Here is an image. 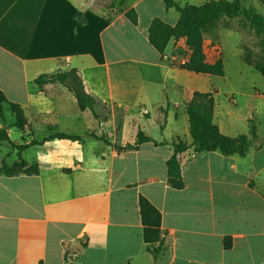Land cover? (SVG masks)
<instances>
[{
	"label": "crops",
	"instance_id": "crops-1",
	"mask_svg": "<svg viewBox=\"0 0 264 264\" xmlns=\"http://www.w3.org/2000/svg\"><path fill=\"white\" fill-rule=\"evenodd\" d=\"M121 1L0 0V90L8 101L20 104L25 116L29 109L43 113L51 101L42 89L57 84L39 89L33 80L41 74L74 70L86 93L98 102L119 104L137 122L136 130L103 136L110 145L97 133L98 139L88 137L87 130L78 135L80 142L33 145L21 157L29 165L36 164L37 173L0 174V264H81L83 259L86 264H175L178 244L203 245L205 210L233 226L220 235L222 251L233 252L240 239L247 244L252 239L257 245L264 242V165L258 170L247 167L250 150L240 158L188 149L178 156L182 190L166 185L169 145L143 143L137 151L116 152L115 146L132 144L139 131L166 144L181 134L188 137L185 106L194 92L184 87L188 72L179 67L188 58L183 40L171 41L161 59L147 39L152 19L174 25L178 13L166 11L160 0ZM129 9L138 15L136 26L124 16ZM213 98V122L226 135L217 123L218 117H224L223 107ZM8 134L13 142L10 130ZM31 141L37 140L17 145ZM263 146L252 149L260 154ZM145 150L163 151L156 172L153 164L123 160ZM14 157L11 163L0 158V167L11 166L17 161L16 153ZM253 180L256 187L250 185ZM156 182L164 191H174L176 200L167 204L165 193L152 190ZM237 182L246 195L239 200L235 199ZM140 194L161 212V229L167 232L157 261L144 249ZM236 210L261 211L249 219L251 234L239 230V218L229 219L228 213ZM225 236L231 237L229 250L222 247Z\"/></svg>",
	"mask_w": 264,
	"mask_h": 264
},
{
	"label": "rangeland",
	"instance_id": "rangeland-1",
	"mask_svg": "<svg viewBox=\"0 0 264 264\" xmlns=\"http://www.w3.org/2000/svg\"><path fill=\"white\" fill-rule=\"evenodd\" d=\"M203 1L206 0H181L179 4H176L184 7L200 4ZM227 1H237L242 7L264 17V0ZM140 10L141 13L144 12L142 7ZM204 42L209 60L218 56L222 57L224 76L188 73V77L183 80L184 87L187 91L193 89L194 92H210L215 95L223 107L222 112L224 113V117H218L217 123L225 130L226 135L230 137L249 135V127L254 126L257 134L256 143L264 145V99L260 95L264 92V74L259 71V69L264 70V28L250 29L249 21L242 16L233 19L223 18L210 33L205 35ZM178 47L180 46L178 45ZM72 79L71 77L70 81ZM42 91L51 101L50 108L39 114H35L33 109H29L26 115L29 127L22 133L10 127L8 130L11 131L10 136L14 143L24 144L31 139L40 141L49 133V131L44 133L41 130H59L80 136H83V130H87L88 137L92 133H97L99 137L106 136V138H108L109 132L118 136L120 130H136L137 122L134 117H131L125 108L115 102H98L93 115L89 110L80 111L73 94L59 84L42 89ZM179 104L183 106V102L179 101ZM140 114L144 117L147 116V112H140ZM3 116L6 125L12 126L14 117L6 106L3 108ZM6 125L2 124L0 118V127ZM32 130L36 131L33 133ZM153 131L151 130L152 134ZM179 141L188 144L191 142L189 136L181 134L177 141H171V143ZM116 144L118 145L117 142ZM168 150L172 152L171 147ZM15 153L8 143L0 142V158L4 160L2 163L14 161ZM162 155L163 151L149 152V150H145L137 155H127L123 160L139 164H153L151 168L156 172ZM27 158L30 159V154H27ZM246 162L249 164L247 167L252 166L253 170L260 169L264 165V151L258 154L251 147ZM261 179L264 181V170ZM250 185L256 187V181H251ZM151 188L157 194L165 193L167 204L176 200L174 191H164L161 182L154 183ZM243 189L241 183L237 182L235 186L236 200L246 196ZM262 207L264 209V205ZM257 214L260 215L261 211L251 213L236 210L230 211L228 216L229 219L239 218V230L248 235L253 231L249 227V219ZM230 224L231 222L227 220L223 222L216 220L214 214L205 210L203 245L200 242L197 246L178 244L175 264H264V242L257 245L252 239L247 244L240 239L237 240L233 252L222 251L220 235L233 228ZM260 225L263 224L260 223ZM170 254L171 247L166 251L167 256ZM86 262L83 259L81 264H86Z\"/></svg>",
	"mask_w": 264,
	"mask_h": 264
},
{
	"label": "trees",
	"instance_id": "trees-1",
	"mask_svg": "<svg viewBox=\"0 0 264 264\" xmlns=\"http://www.w3.org/2000/svg\"><path fill=\"white\" fill-rule=\"evenodd\" d=\"M127 0H122L123 4ZM165 10L174 9L178 13V19L174 25L168 24L160 18H154L150 22L147 30V39L149 45L163 59L164 52L171 41L183 40L188 54L187 60L179 67L188 73L197 75H211L216 77L224 76V64L221 56L209 60L205 51L204 37L210 33L220 22L221 19H233L243 17L250 23V29H263L264 17L254 13L250 9L241 6L237 1L227 0H207L200 5H187L180 7L175 0H160ZM124 16L129 22L136 26L138 15L134 9L124 12ZM264 74V70L259 69ZM73 78L70 81V78ZM34 85L41 89L48 84H59L72 93L76 99L80 111L89 110L95 114V106L98 101L85 92L81 79L74 70L58 71V73L41 74L33 80ZM261 97L264 99V92ZM7 107L14 117L12 126H7L3 116V108ZM214 98L210 92L192 93L191 98L186 103L185 111L188 118V129L191 142H174L166 144L157 142L153 138L144 135L142 132L136 134L135 141L125 146H115L116 152L137 151L141 144L152 143L155 147L169 145L172 149V155L166 160V185L173 190H182L184 182L181 177L180 161L178 156L190 148H193L196 154L217 152L224 157L238 156L244 158L250 148L255 151L261 150L263 143H256L257 134L254 126L249 127V135H240L238 137H229L222 134L218 126L213 122ZM0 118L3 125L0 127V142L8 143L17 155V161L11 166L2 165L0 174L5 176H16L19 174H35L38 172L36 164L29 165L22 157L21 153L29 147L50 142L53 140H66L70 142H80L82 138L78 135L67 134L63 132L50 130V133L42 141H31L26 145H17L11 141L8 129L15 128L23 131L28 127V120L24 109L20 104L7 100L4 93L0 90ZM164 122L160 126L163 130ZM93 139H98L92 133ZM106 145H110L106 138H100ZM256 144V145H255ZM66 173L68 169L64 170ZM138 208L140 223L142 226V239L144 249L151 255L154 261H157L161 255L167 232L161 229V212L154 207L143 195L138 196ZM231 237L225 236L222 241L224 250L231 248ZM65 259L66 256H65Z\"/></svg>",
	"mask_w": 264,
	"mask_h": 264
},
{
	"label": "water",
	"instance_id": "water-1",
	"mask_svg": "<svg viewBox=\"0 0 264 264\" xmlns=\"http://www.w3.org/2000/svg\"><path fill=\"white\" fill-rule=\"evenodd\" d=\"M3 127H6V126H3Z\"/></svg>",
	"mask_w": 264,
	"mask_h": 264
}]
</instances>
